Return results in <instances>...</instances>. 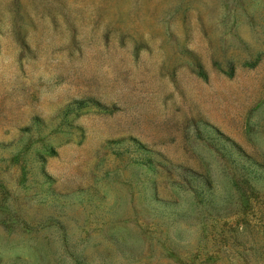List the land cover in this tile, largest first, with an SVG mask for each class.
I'll return each mask as SVG.
<instances>
[{
	"label": "rangeland",
	"instance_id": "rangeland-1",
	"mask_svg": "<svg viewBox=\"0 0 264 264\" xmlns=\"http://www.w3.org/2000/svg\"><path fill=\"white\" fill-rule=\"evenodd\" d=\"M0 264H264V0H0Z\"/></svg>",
	"mask_w": 264,
	"mask_h": 264
}]
</instances>
